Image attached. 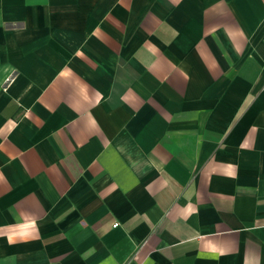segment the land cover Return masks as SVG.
<instances>
[{
	"label": "crops",
	"instance_id": "0c3cea01",
	"mask_svg": "<svg viewBox=\"0 0 264 264\" xmlns=\"http://www.w3.org/2000/svg\"><path fill=\"white\" fill-rule=\"evenodd\" d=\"M0 264H264V0H0Z\"/></svg>",
	"mask_w": 264,
	"mask_h": 264
},
{
	"label": "built area",
	"instance_id": "2783aa9c",
	"mask_svg": "<svg viewBox=\"0 0 264 264\" xmlns=\"http://www.w3.org/2000/svg\"><path fill=\"white\" fill-rule=\"evenodd\" d=\"M112 227H115V225H113Z\"/></svg>",
	"mask_w": 264,
	"mask_h": 264
}]
</instances>
